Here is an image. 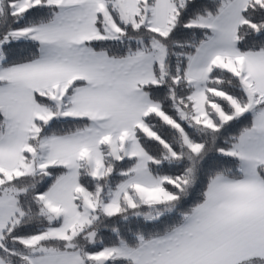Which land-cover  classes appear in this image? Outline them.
<instances>
[{"label":"rangeland","instance_id":"rangeland-1","mask_svg":"<svg viewBox=\"0 0 264 264\" xmlns=\"http://www.w3.org/2000/svg\"><path fill=\"white\" fill-rule=\"evenodd\" d=\"M242 1L223 0L219 13L200 16L188 25L210 31L189 57L186 70L187 80L193 88L191 99L194 114L185 116L180 106L176 105L180 109L181 118L194 128H214L206 112V91L210 74L215 68L227 69L237 75L238 66L240 69L253 62L264 65L263 51L245 52V57H240L242 52L237 48L236 29L243 22L242 10L252 0H246L243 9ZM186 2L46 0L44 4L59 7L50 22L11 30L0 40V109L5 116V127L0 135V199L3 200L0 201V245L3 231L9 223H17L18 215L22 214L17 204L18 191L4 187V184L23 175L44 172L48 167L66 168V172L40 196L44 203V214L50 222L58 223L37 235L21 239L32 248V253L25 255L24 264H83L85 256L81 252L54 251L41 243L52 239L71 241L102 215L119 213L126 205L127 209L136 208L132 215L144 217L148 221L159 219L170 211L160 207L174 199L164 188L163 183L167 179L151 173L149 164L157 161L148 156L137 137V132L142 130L148 136L157 138L144 121L146 116L154 113L179 129L184 142L189 144L181 126L161 112L159 105L145 89L150 83L158 82L155 64L162 72L164 70L165 47L154 41L149 51L140 49L125 56L114 57L94 49L90 42L123 39L122 30L109 7L117 10L126 24H132L135 28L146 24L153 31L167 35L175 24L179 6ZM254 2L264 6V0ZM3 3L4 0H0V10ZM39 4H43V1L17 0L10 3L12 11L17 14H23ZM99 23H102L103 30ZM12 40H37L40 44V56L36 59L39 62L33 67V76L28 79L12 75L11 69L15 65L5 67L2 64V46ZM237 76L241 78L248 103L240 107L234 99L214 91L228 98L234 106L233 114L226 115L219 105L213 104L222 122L247 113L253 117L262 108L252 91V82L242 73ZM247 77L250 78L249 75ZM78 80L84 82L69 95L68 90ZM37 94L47 97L55 106L38 102ZM57 118H88L90 125L66 136H43L34 146L30 140L39 137L38 122L48 125ZM236 142L224 150L223 154L234 153L240 157L235 152ZM189 147L195 152L201 148L200 145L190 144ZM246 151L247 159H256V145H249ZM106 155L117 160L134 158L136 163L131 175L112 191H108L106 197L100 188L92 196L79 184V167L87 168L88 174L97 179L110 174L112 168L105 163ZM144 205L148 210L142 208ZM188 214L181 224L165 235L150 241L142 239L139 248L133 249L120 243L96 253H87L86 257L99 264L115 258L130 259L131 264H162L158 263L160 260H164L163 264H188L185 254L172 258L173 251L194 234ZM186 218L189 220L186 221ZM90 238L94 241L95 231L90 232ZM163 239L171 241L152 246L155 241ZM143 255L147 258L146 263L141 262ZM2 264L7 263L2 261Z\"/></svg>","mask_w":264,"mask_h":264},{"label":"trees","instance_id":"trees-1","mask_svg":"<svg viewBox=\"0 0 264 264\" xmlns=\"http://www.w3.org/2000/svg\"><path fill=\"white\" fill-rule=\"evenodd\" d=\"M17 0H4L0 10V40L5 35L16 29H25L32 26L50 22L59 7L55 4L36 5L23 14L12 11L11 2ZM152 2V0H150ZM223 0H187L179 6L175 24L167 35H161L146 24L134 27L126 24L120 18L119 12L110 8L115 22L122 30V40H97L90 45L114 57H121L138 50L149 51L152 42H159L165 47L166 56L163 72L155 64L157 83H150L145 87L150 98L155 101L163 114L170 120L178 123L185 132L190 145H200L198 152L193 151L189 144L184 142V137L179 129L166 122L158 114H150L144 121L148 129L156 137L148 136L139 130L137 137L148 156L156 162L149 164V170L156 176L167 179L163 183L165 190L174 196L170 202L160 207L170 209L159 219L148 221L144 217L134 216L136 210L122 207L123 210L113 215H102L91 226L74 237L71 241L52 239L41 244L51 250L60 252H81L85 256L83 264H99L86 257L87 253H96L105 247L125 243L136 249L142 244V239L150 241L154 237L163 236L181 224L186 214L206 199L208 186L212 179L225 176L232 180L241 178L240 161L237 157L223 154L246 131L253 126L252 114L247 113L239 118L222 122L219 114L214 110L213 104L219 105L222 112L232 115L234 106L226 97L217 95L214 91L234 99L240 107L248 103V96L239 76L230 70L215 68L208 80L206 91V112L212 126L201 129L194 128L181 118L182 113L190 117L194 114L191 99L193 88L189 84L186 70L189 57L196 51L210 33L209 29L200 26H191L189 23L200 16H211L220 12ZM243 22L237 29V48L240 52H264V6L251 1L242 11ZM103 30L102 23H99ZM101 30V31H102ZM2 64L5 67L28 63L40 56V44L37 40H12L2 46ZM84 81L78 80L68 90L70 95L76 86ZM1 83V82H0ZM38 102L48 106H55L47 97L37 94ZM184 110V111H183ZM90 125L88 118L54 119L48 125L38 122L40 134L36 140L30 142L36 146L39 138L43 136H66L76 131L85 129ZM5 127V116L0 109V135ZM106 151L107 148H106ZM105 163L112 168L110 174L100 178L91 177L87 168L79 167V184L92 196L98 189L105 193L112 191L132 173L135 165L134 158L117 160L105 156ZM66 172L62 166L48 167L44 172L23 175L7 181L6 188L18 191L17 204L22 212L18 215L17 223H10L3 231L0 245V258L7 264H24L25 255L32 253L31 246L21 241L22 238L31 237L45 231L48 227L58 222H50L44 214V203L40 196ZM264 179V169H260ZM177 183V184H176ZM78 202V201H77ZM122 206V204H121ZM148 210L147 206L142 207ZM95 231L94 241L90 232ZM126 258H115L105 264H131Z\"/></svg>","mask_w":264,"mask_h":264},{"label":"crops","instance_id":"crops-1","mask_svg":"<svg viewBox=\"0 0 264 264\" xmlns=\"http://www.w3.org/2000/svg\"><path fill=\"white\" fill-rule=\"evenodd\" d=\"M246 2L242 1L241 8ZM240 57L245 56L242 53ZM38 62L15 65L11 69L12 75L28 79L33 76L31 72ZM237 70V75L242 73L252 82V91L262 108L253 115L252 128L236 142L235 152L240 157L231 154L240 161L241 178H214L208 186L205 201L188 214L194 234L172 254V258L185 254L188 264H264V179L260 175V169H264V65L253 62L240 69L238 66ZM249 145H256L255 160L246 158ZM168 241L171 239L155 241L152 246ZM2 261L0 258V264ZM163 261L158 263L163 264ZM141 262H147L145 255Z\"/></svg>","mask_w":264,"mask_h":264}]
</instances>
